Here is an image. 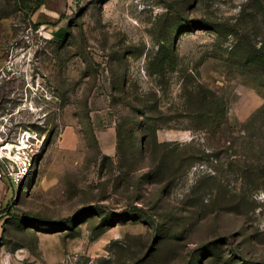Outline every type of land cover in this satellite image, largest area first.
Instances as JSON below:
<instances>
[{
	"label": "rangeland",
	"instance_id": "374dc122",
	"mask_svg": "<svg viewBox=\"0 0 264 264\" xmlns=\"http://www.w3.org/2000/svg\"><path fill=\"white\" fill-rule=\"evenodd\" d=\"M37 1L0 0V264H264V0Z\"/></svg>",
	"mask_w": 264,
	"mask_h": 264
},
{
	"label": "built area",
	"instance_id": "2783aa9c",
	"mask_svg": "<svg viewBox=\"0 0 264 264\" xmlns=\"http://www.w3.org/2000/svg\"><path fill=\"white\" fill-rule=\"evenodd\" d=\"M25 138L12 142L0 135V183L6 177L18 190L30 175L35 161L26 152Z\"/></svg>",
	"mask_w": 264,
	"mask_h": 264
},
{
	"label": "crops",
	"instance_id": "0c3cea01",
	"mask_svg": "<svg viewBox=\"0 0 264 264\" xmlns=\"http://www.w3.org/2000/svg\"><path fill=\"white\" fill-rule=\"evenodd\" d=\"M7 195V187L4 182L0 183V202L4 201L5 196Z\"/></svg>",
	"mask_w": 264,
	"mask_h": 264
},
{
	"label": "trees",
	"instance_id": "16d2710c",
	"mask_svg": "<svg viewBox=\"0 0 264 264\" xmlns=\"http://www.w3.org/2000/svg\"><path fill=\"white\" fill-rule=\"evenodd\" d=\"M42 3H43V0H38L37 1V6L40 5V4H42ZM22 4H23V1H22Z\"/></svg>",
	"mask_w": 264,
	"mask_h": 264
},
{
	"label": "bare ground",
	"instance_id": "6f19581e",
	"mask_svg": "<svg viewBox=\"0 0 264 264\" xmlns=\"http://www.w3.org/2000/svg\"><path fill=\"white\" fill-rule=\"evenodd\" d=\"M28 135V134H27ZM25 141V140H24Z\"/></svg>",
	"mask_w": 264,
	"mask_h": 264
}]
</instances>
